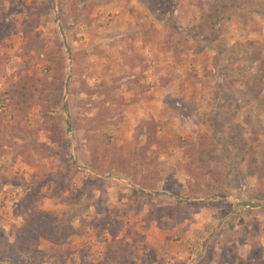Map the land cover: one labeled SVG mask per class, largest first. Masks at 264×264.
I'll return each instance as SVG.
<instances>
[{
	"label": "rangeland",
	"instance_id": "374dc122",
	"mask_svg": "<svg viewBox=\"0 0 264 264\" xmlns=\"http://www.w3.org/2000/svg\"><path fill=\"white\" fill-rule=\"evenodd\" d=\"M0 264H264V0H0Z\"/></svg>",
	"mask_w": 264,
	"mask_h": 264
},
{
	"label": "trees",
	"instance_id": "16d2710c",
	"mask_svg": "<svg viewBox=\"0 0 264 264\" xmlns=\"http://www.w3.org/2000/svg\"><path fill=\"white\" fill-rule=\"evenodd\" d=\"M22 91H24V90H18V88L15 90V94H17V93H20L21 92V94L23 93Z\"/></svg>",
	"mask_w": 264,
	"mask_h": 264
}]
</instances>
